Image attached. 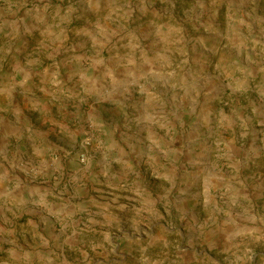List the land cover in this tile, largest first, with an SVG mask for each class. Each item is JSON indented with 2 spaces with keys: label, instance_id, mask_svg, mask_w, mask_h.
Here are the masks:
<instances>
[{
  "label": "rangeland",
  "instance_id": "obj_1",
  "mask_svg": "<svg viewBox=\"0 0 264 264\" xmlns=\"http://www.w3.org/2000/svg\"><path fill=\"white\" fill-rule=\"evenodd\" d=\"M0 124V264H264V0H0Z\"/></svg>",
  "mask_w": 264,
  "mask_h": 264
},
{
  "label": "crops",
  "instance_id": "obj_2",
  "mask_svg": "<svg viewBox=\"0 0 264 264\" xmlns=\"http://www.w3.org/2000/svg\"><path fill=\"white\" fill-rule=\"evenodd\" d=\"M23 73H21L22 75ZM27 79L24 78L22 76H18V79H15L14 82H16V86H18V84H22V82ZM14 91H17L16 89H14ZM109 111V110H108ZM105 114H107L106 118L109 117V113L106 112ZM114 124L112 122H110V128H113ZM18 133L19 136H17V138H19L20 142L18 143V145L20 146V148H22V150L28 151V147L30 142H27V136H25V134L23 133V131H18V127L14 126V125H1L0 124V184L5 185L3 189H0V198H2V196H13L11 199L12 201L15 202V209L16 212L19 213L20 215L23 216V209L20 208L19 206L23 205L24 203H27V201L25 200L26 198H17L16 197V191L18 186L22 183V181L28 182L29 180L32 183H35L37 185V182H33V175L31 176L28 172H24L22 171L23 169H20L19 166L18 170H16L15 163H17L18 165L21 164V162L15 160V155L17 154L16 151H14V146L12 145V141L14 140L13 136H16ZM45 141V140H43ZM36 147L37 151L40 152V158L42 159V162H40L37 168H33L34 169V174L38 173L37 169L39 170H43L44 167H46L47 165L50 166L49 164L51 163V165H56L57 162H55L53 159H47V157H45L46 152L43 148H45L44 146V142H42L40 145L38 146H34ZM26 164H28L29 162L26 161ZM52 166V167H53ZM15 174H17L22 180H19V182L17 183H13V180H16L18 177L14 176ZM27 175H30L27 177ZM14 184V185H11ZM32 185L29 188H25V193H28L27 191H29L31 194H36L40 201V205L43 206V208H45L44 210L41 211V216L44 218V221L46 222V225L44 227V229H42V234L40 235V237H42V239H44L45 243H50V242H54L53 239L54 237H58L60 236V233L54 234L55 229L54 227L52 228L53 225H51L53 219L55 218V216L57 217V213H59L60 210V201L58 199V190H57V183H52L51 185H46V186H42V187H37ZM49 196H51L49 198ZM28 214V213H26ZM52 217V218H51ZM53 233H48V231H50ZM20 234L23 235L24 237H26L25 234H23V230L21 229ZM57 242V241H56ZM54 260V259H52Z\"/></svg>",
  "mask_w": 264,
  "mask_h": 264
},
{
  "label": "built area",
  "instance_id": "obj_3",
  "mask_svg": "<svg viewBox=\"0 0 264 264\" xmlns=\"http://www.w3.org/2000/svg\"><path fill=\"white\" fill-rule=\"evenodd\" d=\"M87 144H89V143H87ZM84 160H85V159H82L83 162H84Z\"/></svg>",
  "mask_w": 264,
  "mask_h": 264
}]
</instances>
